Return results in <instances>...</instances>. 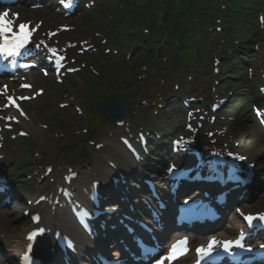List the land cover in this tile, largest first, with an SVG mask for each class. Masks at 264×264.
I'll use <instances>...</instances> for the list:
<instances>
[{
    "label": "rangeland",
    "instance_id": "obj_1",
    "mask_svg": "<svg viewBox=\"0 0 264 264\" xmlns=\"http://www.w3.org/2000/svg\"><path fill=\"white\" fill-rule=\"evenodd\" d=\"M165 1L166 0H159L157 5L153 7L149 0H119V3L115 6H113L112 0H99L94 9L85 12L82 17L73 20L74 22H72L70 26L73 27L74 31L60 35L59 39L63 40V42L71 41L81 43L83 41H92V44H94L98 50H89L88 53L86 52V54L81 57H78V54L74 52L76 53L74 58H79L77 60L78 66H80L82 70H85L77 75L68 77L64 84L59 85L52 79H45L42 80L43 83L40 82L38 86H35L34 92L36 89H41L45 91V95L42 98H38L35 102L24 105L26 113H28V119L22 120L23 125L20 128L29 133L30 138L28 142H25L26 139L14 141L15 136L11 138V135H8L6 142L9 147H7V151H11V158L8 159L9 166L15 171L14 173L18 172V167H21L23 170L26 169V173L19 176L24 179L23 185L26 191V200L31 199L33 201L39 195V193H36L38 188L36 183L39 181V178H42L46 165L55 166V174L51 178L53 180L48 183V190L51 188L53 189L57 184V178L66 174L69 167L77 166L81 172L79 179H86L87 173L97 169L101 170V163L105 161H118L120 164L124 163L126 166V160L122 157V155L124 156L123 148H120L121 152L120 149L116 151L115 155L112 152L115 147H118L119 137L124 135L125 129H120L118 127L108 128L111 125L102 119L98 112L93 114L89 119H86V116L89 109L93 111V108H96V105H98V103L94 102V97H91L95 92V88H99L98 90L102 94L103 101L109 100L115 93L124 96L133 89L141 88L138 83L139 77H145L146 75L145 72L137 74V71L133 73L134 70H131V68L135 67L138 63L137 60L127 57L130 39H124L125 35L116 27L113 18L117 13L114 8L127 7L133 15L142 13L143 15L145 14V16L151 10L155 15L153 19H156V29L158 32V30L164 26L162 21V10ZM238 1L240 2L241 0ZM253 5L254 12L257 14V18H255L252 24L253 34L255 33V35L252 41L248 43L250 45V50H248L247 55L253 58L257 57L253 62L256 79L251 80L249 72L244 70V62L231 69V71H234L229 74L231 82L229 81L227 86L222 87L220 85L218 92L222 93L221 88H229L233 90L235 95L231 96L233 97L229 101L231 104L224 109V113L220 114L218 119H220V124L226 119L224 124L229 127V133L222 141V148L227 144L228 147L234 150L253 153V155L247 153L246 156H250L255 163L260 159L255 168L257 169L258 176L261 175L264 177V155H262L264 154V135L255 122L253 108H251L253 86L254 84L258 85L259 81H261L260 73L264 71V25L259 22V15L262 14V16H264V0H255ZM15 10L22 14L23 21L42 22L44 32L57 30L58 27L63 24L57 21L53 23L54 20L49 16V14L52 13L46 10L29 13V11L22 6L15 8ZM235 15L242 17L240 14ZM169 16L170 14L167 13L166 18L168 19ZM200 19L203 18L199 15L195 16V21H199ZM202 21L195 22L194 25H201ZM222 28L224 27L222 26ZM233 29V26L228 25V27L222 31L223 39H219L217 44L213 47V52H211L212 57H214L215 54L221 53V57L226 58L225 54L229 51L227 48L236 47V41L238 40L236 38L237 32ZM171 30L174 31L177 30V28H171ZM227 34H231L232 36L229 41L226 36ZM92 36L94 37L93 40H91ZM155 38L156 44H160L163 40L161 39L162 37ZM224 42L227 44H224ZM78 48L81 49L82 47L79 46ZM155 48L156 47L153 46V49ZM106 50H109L110 53L107 54ZM114 51H118L117 53L120 55H113ZM211 56L206 53L204 56L205 63H199V61L194 63L195 59H192V64L195 66L196 71L202 76L201 80L204 79L203 81H205L206 79V82L213 88L215 82L218 84L226 75H215L213 71L210 72L209 68H211V61L215 62V59L211 58ZM241 59L244 60V58ZM251 59L252 58L245 57V60L248 62H246V64L249 66L252 64ZM227 66L229 67L228 71H230V67L232 66ZM159 75H164L166 77V84H162L163 88L161 90L164 89L165 91L163 93L159 90L161 95L158 99L160 97H166L172 90H176L175 86L172 87L175 82L180 83L176 84L177 87L183 85L185 88H190L189 82L185 79L189 76L185 66H168L163 63L156 72V76ZM152 82H159V80L157 77H152ZM127 86L132 87L130 90H127V92H124V88ZM145 89L146 88L143 90ZM193 90L194 93L199 95L200 89L196 85ZM146 94L147 93H143V100L147 99ZM194 95L196 94H192V96ZM72 99L75 101H71ZM207 100L208 97L205 95L204 101L206 102ZM68 102L81 106L84 111V116L81 117L80 120L75 116L74 105H71L72 108H69L70 110L68 108L66 110L60 108L61 103ZM136 106L137 108H134V112L132 111L129 113L127 111L129 117L127 120L128 129L136 130V115H143L146 112L144 105L137 103ZM177 106L181 107V104ZM207 111H209V108ZM235 115H237V117ZM229 117H235L236 119L230 120ZM175 118L176 120L180 119V122L173 123L174 117L169 118L163 115L159 118V127H154V130L159 132L162 138H169L172 134L175 135L177 132L176 129H179V126H182L183 129L185 128L187 116L182 117V115H178L175 116ZM148 119L153 121L155 115L153 116L149 113ZM42 124L46 129H41ZM254 126L257 127L256 131L253 129ZM159 128H161L162 131ZM82 129L87 131V134H85L83 138H80L78 134L82 132ZM249 135H251V137ZM57 136L59 137L57 138ZM216 137H218L217 139L220 143L222 137ZM92 141L97 144H105V149L97 150L95 147L90 148L86 145L89 147L88 150L91 154L85 153V150H87V147L84 146L85 142L89 144ZM165 141L164 139L158 143L163 144ZM219 143H217L218 146L220 145ZM17 148L20 151L28 152L25 154L29 157V160H21L20 157L25 154H17L15 151ZM33 150L36 151L39 157L30 153ZM35 151L33 152L35 153ZM83 155L84 159L81 160ZM119 158L122 159L123 163L120 162ZM18 160H21L22 164ZM29 166H31L30 169ZM35 166L37 169H33ZM37 170L41 171L39 175H37L38 172H35ZM53 181L55 182L53 183ZM257 204L264 207V197H262V195ZM28 207V205L22 206L21 208L14 207L16 212L14 208L11 212L9 210L6 212L0 211V225L8 224L11 225L10 228L21 227L23 210ZM4 213L8 214L4 216ZM16 221L19 222L17 225ZM9 232L11 231L9 230ZM15 232L19 234V231ZM1 262L0 264H6L5 260H1Z\"/></svg>",
    "mask_w": 264,
    "mask_h": 264
},
{
    "label": "bare ground",
    "instance_id": "obj_2",
    "mask_svg": "<svg viewBox=\"0 0 264 264\" xmlns=\"http://www.w3.org/2000/svg\"><path fill=\"white\" fill-rule=\"evenodd\" d=\"M92 39H94V37L92 36ZM46 54H44L45 56ZM247 65V64H245ZM31 79H32V82H37V80L39 79L37 75L35 74H31ZM256 128L257 127H253V129L256 131ZM41 129H44V125L42 124V127ZM0 133L1 134H5L4 131L0 130ZM26 141L25 142H28V137H26ZM121 143L118 144V147H115L112 152L116 153V151H118L120 148H121ZM123 150V149H122ZM120 152H121V149H120ZM123 153H124V156L122 155V157L126 160L125 162L127 163L128 167L127 168L126 166H124V164H120L118 161H116V163H113L114 164H117L115 165L113 168L110 166V164H103V168L102 170H98L92 177L91 179V183L90 184H87V182L84 180V182L82 183H78L77 181H72L71 184H65V187L61 190H67L69 191V193L65 194L64 197H63V200L61 198V201H59V205L56 204L55 200L52 201L53 197H51V199L48 201V203L46 204V206L42 209H46L45 211H43L45 217L49 218V220L47 221V227L50 228V229H61L63 230L64 232L66 233H69V234H74L76 235L79 239H78V244H79V247L83 250L84 247H85V239L83 238V236L80 234V232L78 231V229L76 228L75 226V223L73 221V219L71 218L70 216V209H69V206L67 205V202H69L70 200H78L81 199L83 200L84 197L87 195V193H85L88 189H90L93 185H99V189L102 190L103 192V196H104V199H105V196L107 194L106 192V187L107 185L111 186L113 189L117 190V192L119 193L122 188H129L130 192L133 194V195H136L137 194V189L136 188H133L135 186H131V183H127L126 182V185H123L122 182H120V184L118 185H113V182L111 181V178H115V179H121L119 178V173L117 170H125V167L130 171L129 172V176L131 177L130 179V182H141L143 181V189L146 188V196L145 198L147 200H150L151 197L154 198V195L152 192H148V189L147 187H145V184H144V181H148L149 184H153V181L152 180H155V176L156 173H157V168L154 167L155 171L151 170V168H148V169H145L143 170V172H138V171H133L131 170L132 167H135V164H134V159L132 158L130 152H124L123 150ZM120 162H122V159H120ZM122 165V166H121ZM124 166V167H123ZM164 172V170H163ZM2 175H7L8 173H6V170H3V172L1 173ZM17 177H15V182L12 180L7 181V185L6 187H8L7 191H6V194L7 196H10L11 200H13L14 202H17V201H20L21 204L23 205L24 202H23V193H25V189L22 193V189H18L17 186V192L15 190V183L19 182L18 180H16ZM160 178H164V174L161 173L160 175ZM162 186H164L163 184V181L160 180ZM165 182V181H164ZM255 182L259 183V185L262 187L263 186V182L262 180H259V179H255ZM102 183V184H101ZM166 183V182H165ZM41 185V182H38L37 183V186L39 187ZM257 186V185H256ZM165 187V186H164ZM150 188V187H149ZM126 195V194H125ZM57 197H59V195L57 194ZM144 198V196H143ZM103 199L102 201V206L104 205H108L109 202L108 201H105ZM117 199V198H116ZM115 199L114 202H117V204L120 206V207H123V204H121V199L122 198H118L117 200ZM163 200H164V197H163ZM73 202V201H71ZM114 204L112 205H109L107 208H112ZM8 210V208L5 209V211ZM150 213L151 215V212H148ZM153 215V213H152ZM28 222V221H25V223ZM26 229L25 228H22L21 229V232H25L26 233V230L28 229V224H26ZM234 228H236V225L234 226ZM240 228V227H239ZM235 230H232L229 232V234H232L234 233ZM101 233V234H100ZM24 234V233H23ZM23 234H20V236L18 237H14L12 239H15L13 241H11L10 239H7L6 240V245H0V254H5L7 255L8 253L12 254L13 256H16V257H20L24 251H25V246L27 245L22 238L25 237V235ZM99 236L102 238V239H105V238H112V235H107L105 232H99ZM105 242L107 244H105L104 242V247H106L108 249V251H112V252H121V249L119 247V245H114L113 243H110L109 241H107L105 239ZM49 243V242H48ZM98 243V245H101L103 246V244L99 241L96 242ZM51 244V243H50ZM198 244V243H196ZM40 246V244H38ZM126 245H129L131 247V249H135L134 245L130 242V243H127ZM48 246H50L48 244ZM41 250H44V247L43 246H40ZM111 253V252H110ZM121 255V258H125V254H120Z\"/></svg>",
    "mask_w": 264,
    "mask_h": 264
},
{
    "label": "snow or ice",
    "instance_id": "obj_3",
    "mask_svg": "<svg viewBox=\"0 0 264 264\" xmlns=\"http://www.w3.org/2000/svg\"><path fill=\"white\" fill-rule=\"evenodd\" d=\"M19 18V14H16L15 19ZM15 19L12 18L11 14L8 11L0 12V55L7 56H17L20 54V50L25 48L26 45L30 42L31 38V30L30 25L28 24H15ZM28 67V65H25ZM30 87V86H25ZM6 88V86H5ZM10 105H15V100L12 97L8 98ZM18 110L19 105H15ZM21 114H23L21 112ZM235 159H242L241 157H234ZM243 215V213H242ZM248 223L251 225L254 221H264V215L259 216H245L244 217ZM32 237H29L31 239ZM223 245V250L225 252L231 251L233 247L243 248L244 245L241 241H224L219 242L215 239L211 240L207 247L198 248L197 254L200 257H208L212 254L215 247L219 244ZM186 246L187 241L181 240L173 244L168 252V254L161 260L158 261V264H165V262H169V264H174L176 260H179L182 256L186 255Z\"/></svg>",
    "mask_w": 264,
    "mask_h": 264
},
{
    "label": "trees",
    "instance_id": "obj_4",
    "mask_svg": "<svg viewBox=\"0 0 264 264\" xmlns=\"http://www.w3.org/2000/svg\"><path fill=\"white\" fill-rule=\"evenodd\" d=\"M215 5H213L212 8H208L211 9L209 13H215ZM166 6L170 9L177 10L174 11L177 15L173 18L176 24H189L190 18L193 17V15L199 14L201 10L205 12L207 9V5L204 6V4L200 3L199 0H174V2L168 0L166 2ZM216 7H218V5H216ZM184 18L185 21L183 20Z\"/></svg>",
    "mask_w": 264,
    "mask_h": 264
},
{
    "label": "water",
    "instance_id": "obj_5",
    "mask_svg": "<svg viewBox=\"0 0 264 264\" xmlns=\"http://www.w3.org/2000/svg\"><path fill=\"white\" fill-rule=\"evenodd\" d=\"M136 93L131 94L124 100L118 97L114 98L111 102L106 103L101 109L103 117L110 123H115L124 118V109L130 104L129 98H135Z\"/></svg>",
    "mask_w": 264,
    "mask_h": 264
}]
</instances>
